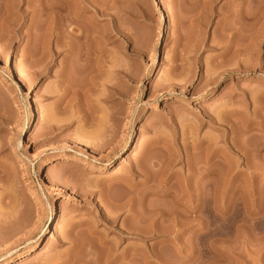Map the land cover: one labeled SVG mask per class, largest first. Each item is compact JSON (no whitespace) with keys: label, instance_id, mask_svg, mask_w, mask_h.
I'll return each mask as SVG.
<instances>
[{"label":"rangeland","instance_id":"rangeland-1","mask_svg":"<svg viewBox=\"0 0 264 264\" xmlns=\"http://www.w3.org/2000/svg\"><path fill=\"white\" fill-rule=\"evenodd\" d=\"M19 1L0 0V264H264V0H95L81 57Z\"/></svg>","mask_w":264,"mask_h":264},{"label":"bare ground","instance_id":"bare-ground-1","mask_svg":"<svg viewBox=\"0 0 264 264\" xmlns=\"http://www.w3.org/2000/svg\"><path fill=\"white\" fill-rule=\"evenodd\" d=\"M22 1V0H20ZM19 1V2H20ZM95 0H30L29 2H26L28 4H31L34 8H35V12L37 13H40V16L42 15H47L45 14L46 12H49L50 11V14L51 17L53 15V19L55 18L56 22H55V30H56V41L58 43V47L62 49V47H65L66 50L68 51L69 55H71L72 53H75V51H77L76 49H78L80 52L79 54L75 55L76 56H82V49H84V45L86 46V42L89 41V39L91 40H96L98 42H100L99 44L103 43V36L101 35V33L103 32H100L101 30H99V26H98V23L95 22V20L93 21L89 19L88 23H86V21L88 20H85L87 16H85L84 14H82V11L83 9H87L89 8V6L91 5V2H93ZM255 1V0H254ZM263 1V0H262ZM97 2V1H96ZM246 2V0L244 1ZM259 2V0H258ZM261 2V0H260ZM8 3V2H7ZM6 3V4H7ZM10 3V1H9ZM8 3V4H9ZM15 3V2H14ZM95 3V2H94ZM99 3V7L98 8V5L97 7H95V10H94V13L96 14V16L99 15H104V10H102L101 6H100V2ZM7 4V6H8ZM103 4V3H102ZM262 4V2L260 3ZM19 5V4H18ZM95 5V6H96ZM263 5V4H262ZM260 6V5H258ZM92 7L93 6V3H92ZM264 7V6H263ZM261 6V8H263ZM9 8H7L8 10ZM19 9V8H18ZM94 9V8H92ZM6 10V11H7ZM12 10V9H10ZM5 11V10H4ZM9 11V10H8ZM7 11V12H8ZM51 12L53 14H51ZM5 13V12H4ZM94 14V15H95ZM6 15V14H5ZM9 15V14H8ZM11 16V15H10ZM5 17V16H4ZM39 17V16H38ZM36 17V18H38ZM47 17V16H46ZM50 17V16H49ZM50 17V18H51ZM48 18V17H47ZM89 18V17H87ZM101 18V17H100ZM46 19V18H45ZM20 20V19H19ZM54 20V21H55ZM83 20H85V22L82 24ZM18 21V20H17ZM42 21V20H41ZM39 21V22H41ZM52 21L49 19V22ZM16 22V21H15ZM44 22V20H43ZM13 23V22H12ZM18 23V22H17ZM34 23V22H33ZM37 23V22H36ZM86 23V25H85ZM21 24V23H20ZM45 24V23H44ZM53 24V23H52ZM4 25V24H3ZM79 28H76L78 27ZM19 26V25H18ZM49 26V25H48ZM76 26V27H75ZM50 27H51V23H50ZM102 28V27H100ZM50 29V28H48ZM78 29V30H77ZM259 34V33H258ZM259 39V38H258ZM90 40V41H91ZM256 40V39H254ZM95 41V42H96ZM252 41V40H251ZM256 42V41H255ZM253 41V43H255ZM88 43V42H87ZM102 45V44H101ZM59 49V50H60ZM58 50V51H59ZM102 50V49H101ZM226 50V49H225ZM229 50V49H228ZM65 51V50H64ZM100 51V50H99ZM80 56V57H81ZM79 60V59H78ZM33 64L35 62H32ZM71 65V64H70ZM69 65V66H70ZM30 66V65H29ZM71 69V66L70 68ZM65 70V69H64ZM63 70V72H65ZM43 72V71H42ZM69 72V71H68ZM62 74V73H61ZM64 74V73H63ZM68 74V73H67ZM63 78L67 77L66 76V72L64 75H62ZM216 80V79H215ZM213 79V81H215ZM60 83V82H59ZM62 95V94H61ZM65 95V93H64ZM158 105V104H157ZM212 119V118H211ZM215 121V119H214ZM130 144V143H129ZM127 145V144H126ZM125 145V146H126ZM128 149V146L124 147V151H126ZM123 152V151H122ZM121 153V152H120ZM121 156H119L118 158H120ZM123 157V156H122ZM3 162V161H2ZM2 162L0 164H2ZM64 162H67L66 159H57L56 161H53L52 165L49 167L48 171L49 173L51 174H58L59 173V169L61 167V164L64 163ZM108 164V163H107ZM84 166L82 167V169H86L87 166L85 164H83ZM1 166V165H0ZM2 167L4 168V170L6 171L7 170V166H5V163L4 165L2 164ZM1 167V168H2ZM108 168L105 167V169ZM3 170V169H1ZM3 170V171H4ZM68 203H65V201H62L59 205L60 207V210H64L68 207ZM8 233V232H7ZM30 260V259H29ZM29 260H21L19 261L18 263H15V264H27ZM31 261H32V258H31Z\"/></svg>","mask_w":264,"mask_h":264}]
</instances>
